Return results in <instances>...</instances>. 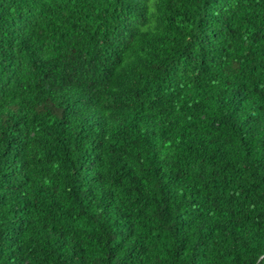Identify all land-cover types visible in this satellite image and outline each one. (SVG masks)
I'll list each match as a JSON object with an SVG mask.
<instances>
[{"label":"trees","instance_id":"1","mask_svg":"<svg viewBox=\"0 0 264 264\" xmlns=\"http://www.w3.org/2000/svg\"><path fill=\"white\" fill-rule=\"evenodd\" d=\"M0 264H264V0H0Z\"/></svg>","mask_w":264,"mask_h":264}]
</instances>
